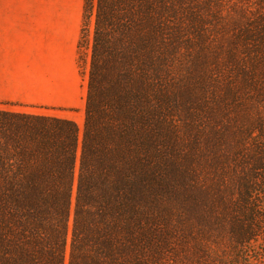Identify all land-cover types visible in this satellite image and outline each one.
Returning <instances> with one entry per match:
<instances>
[{"label": "trees", "instance_id": "1", "mask_svg": "<svg viewBox=\"0 0 264 264\" xmlns=\"http://www.w3.org/2000/svg\"><path fill=\"white\" fill-rule=\"evenodd\" d=\"M91 19L81 126L0 105V264H264V0Z\"/></svg>", "mask_w": 264, "mask_h": 264}, {"label": "crops", "instance_id": "2", "mask_svg": "<svg viewBox=\"0 0 264 264\" xmlns=\"http://www.w3.org/2000/svg\"><path fill=\"white\" fill-rule=\"evenodd\" d=\"M82 12L80 0H0V104L75 105Z\"/></svg>", "mask_w": 264, "mask_h": 264}, {"label": "rangeland", "instance_id": "3", "mask_svg": "<svg viewBox=\"0 0 264 264\" xmlns=\"http://www.w3.org/2000/svg\"><path fill=\"white\" fill-rule=\"evenodd\" d=\"M83 4V0H80ZM83 14V12H82ZM82 28V19H81V26H80V34L78 39V71H79V99L75 103V105L70 107H41L36 106L33 104H0L6 108L14 109V110H21V111H30L33 113H40V112H47L57 116H65L70 117L75 120L80 126L82 124L83 119V106L85 100V93H86V80H87V69H88V62H89V52H90V42H91V35L93 29L92 19L87 22L86 29L81 31ZM80 43V44H79Z\"/></svg>", "mask_w": 264, "mask_h": 264}]
</instances>
